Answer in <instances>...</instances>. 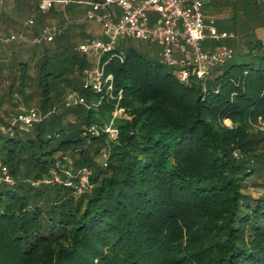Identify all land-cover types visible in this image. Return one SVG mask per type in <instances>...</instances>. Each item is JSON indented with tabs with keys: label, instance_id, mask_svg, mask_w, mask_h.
Returning <instances> with one entry per match:
<instances>
[{
	"label": "trees",
	"instance_id": "obj_1",
	"mask_svg": "<svg viewBox=\"0 0 264 264\" xmlns=\"http://www.w3.org/2000/svg\"><path fill=\"white\" fill-rule=\"evenodd\" d=\"M121 40L102 58L115 98L61 85L64 72L40 64L43 113L54 111L14 133L11 112L2 120L0 160L14 183H0V264H264V133L254 126L264 119V40L233 44L231 60L188 83ZM89 66L82 58L80 77ZM65 87L89 106L60 110L70 92L52 104ZM82 167L94 186L76 194L65 171ZM56 173L66 182L33 184Z\"/></svg>",
	"mask_w": 264,
	"mask_h": 264
},
{
	"label": "built area",
	"instance_id": "obj_2",
	"mask_svg": "<svg viewBox=\"0 0 264 264\" xmlns=\"http://www.w3.org/2000/svg\"><path fill=\"white\" fill-rule=\"evenodd\" d=\"M7 0H0V16L3 4ZM81 3L80 0H39L38 10L46 13L58 5L67 6L70 3ZM206 0H96L86 3L89 6L86 17L90 21L101 24L104 28L105 39L86 38L79 42L76 50L83 55H97L96 64L83 69L84 88L97 94L109 95L115 98L114 75L106 72L102 58L105 54H117V46L123 38L156 43L161 46L163 61L176 69L179 80L188 83L192 77L207 79L213 67L223 65L231 60L234 51L231 48L207 49L208 41L221 42L227 38H234V34L219 31L214 19L204 13ZM113 7L120 9V14L112 11ZM34 21L29 20L32 24ZM65 25L52 23L46 25L40 33L34 36L33 42L40 44L52 42L64 33ZM11 35L3 40H15ZM123 90L118 91V98ZM66 108L79 105L89 106L87 99L78 91L70 92L63 100ZM117 108L105 131L112 139L118 135L115 125L117 117L123 112ZM43 115L35 108L20 106L18 111L12 112L7 119L6 130L14 133L16 130H29L40 123ZM255 128L264 132V119L255 123ZM98 133L97 127H92ZM239 156V153H236ZM107 154L103 155V165L107 166ZM69 184H72L76 194L90 192L94 186L92 172L87 167L79 169L77 174L65 171ZM74 178L75 180H72ZM14 183L9 168L0 160V183ZM61 174H53L33 182L65 183ZM264 192V187H263Z\"/></svg>",
	"mask_w": 264,
	"mask_h": 264
},
{
	"label": "rangeland",
	"instance_id": "obj_3",
	"mask_svg": "<svg viewBox=\"0 0 264 264\" xmlns=\"http://www.w3.org/2000/svg\"><path fill=\"white\" fill-rule=\"evenodd\" d=\"M80 1L81 3L79 4H75L76 2H74L71 5L78 10L76 18L72 21L78 22L86 28L92 24L97 25V33H95L94 38L96 36L103 37V26L95 21L88 20L86 17L85 4L92 0ZM263 3L264 1L261 0L258 5L259 7L253 5L245 8L240 5L238 0H218L216 4L211 5L213 10L209 11L211 15H207V17L214 19L219 31L234 34V38H227L221 42L208 41L213 45L211 49L231 48L234 51L233 44L238 45L248 40L262 39L264 37ZM35 15L31 17L34 19L32 24L19 25V28L14 33L16 39L4 43L2 48L3 52L0 53V66L2 67L0 72V128L4 124L2 120L5 121L10 112L18 111L21 105L26 108H35L43 116H46L52 110L54 111V109H50L46 114L43 113V107L40 102L41 91L37 86L38 65L45 64L48 70L52 72L56 71V69L59 73L64 72V79L61 85L67 83L69 86H79L84 90V77L79 76L76 66L84 57L88 60L89 65L96 64L99 59L97 55H83L78 52L75 48L80 41L76 37H73L70 31L66 32L67 29L64 31L66 34L57 36L51 43L34 44L33 38L35 36L34 30L36 28V22L40 21V18L46 14L38 10L35 12ZM59 16L62 20L65 19L63 14ZM10 35L8 34L7 37ZM121 42L138 48L148 57L156 61L163 59L161 56V47L158 44H150L133 38H124ZM45 49L48 50L47 53L44 52ZM73 63L76 66L73 67ZM54 66L58 67L54 69ZM25 67V72L26 74L28 73L30 78L27 79L25 90L22 91L19 78L22 74V69ZM11 88L13 92L10 90ZM69 90V88L65 87L52 100V104L58 105L70 92ZM59 109L63 110L65 107H60ZM226 123L230 124L229 121H226ZM259 131L263 132L261 130ZM250 191H253L255 195H260L261 189L260 187H250Z\"/></svg>",
	"mask_w": 264,
	"mask_h": 264
},
{
	"label": "crops",
	"instance_id": "obj_4",
	"mask_svg": "<svg viewBox=\"0 0 264 264\" xmlns=\"http://www.w3.org/2000/svg\"><path fill=\"white\" fill-rule=\"evenodd\" d=\"M217 1L218 0H206V4L204 7L205 15H211L209 12L213 10V7H211V5L216 4ZM238 2L245 8L253 5L259 7L258 5L261 0H238ZM38 4L39 0H7L4 2L2 14L0 16V53L3 52V44L6 43L3 39L7 37L8 34L14 35L15 31L19 28V25L27 24L29 20L34 21V19H32L31 17L35 15V12L38 11ZM72 4H74V2L68 4L67 6L58 5L55 9L43 13L46 15L40 18V21L36 22L35 29L41 31L46 25L56 23L65 25L67 29L66 32L70 31V34H72L73 37H76V39H79L78 41L80 42L86 38H94L95 33H97V25L92 24L86 28L80 25L78 22L72 21L78 14V10L72 7ZM75 4H77V2ZM85 7V12L87 13L89 6L86 5ZM112 11L116 12L118 15L120 14V9H118L117 7H113ZM60 14L64 15V20L60 18ZM104 37L105 35H103V37L96 36V38L100 39H105ZM262 40H264V37L262 38ZM211 47L212 44H210L207 49H211Z\"/></svg>",
	"mask_w": 264,
	"mask_h": 264
}]
</instances>
